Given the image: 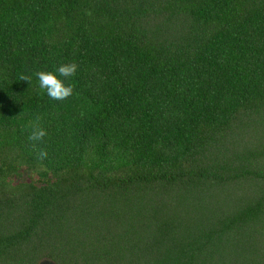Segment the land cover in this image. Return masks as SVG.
I'll use <instances>...</instances> for the list:
<instances>
[{
  "label": "trees",
  "instance_id": "16d2710c",
  "mask_svg": "<svg viewBox=\"0 0 264 264\" xmlns=\"http://www.w3.org/2000/svg\"><path fill=\"white\" fill-rule=\"evenodd\" d=\"M43 258L264 264V0H0V264Z\"/></svg>",
  "mask_w": 264,
  "mask_h": 264
},
{
  "label": "clouds",
  "instance_id": "9594fccd",
  "mask_svg": "<svg viewBox=\"0 0 264 264\" xmlns=\"http://www.w3.org/2000/svg\"><path fill=\"white\" fill-rule=\"evenodd\" d=\"M78 65L76 63H64L60 64L55 72L53 71H38L36 76L39 82V88L46 91L48 97L52 100L63 101L73 95V86L71 84H65L64 80L74 76L76 74ZM63 77L64 79H61ZM20 80L30 82L31 78L26 75H21ZM39 120V117H37ZM47 135L44 128L39 125L32 127V131L28 137L29 141L33 143V149L37 152V158L44 160L48 157V152L40 148L36 150V143L43 140Z\"/></svg>",
  "mask_w": 264,
  "mask_h": 264
},
{
  "label": "water",
  "instance_id": "95a60500",
  "mask_svg": "<svg viewBox=\"0 0 264 264\" xmlns=\"http://www.w3.org/2000/svg\"><path fill=\"white\" fill-rule=\"evenodd\" d=\"M37 264H55L51 259L43 258L40 259Z\"/></svg>",
  "mask_w": 264,
  "mask_h": 264
}]
</instances>
